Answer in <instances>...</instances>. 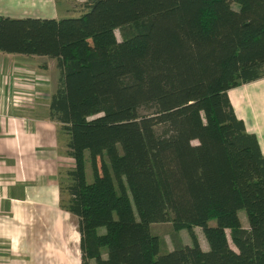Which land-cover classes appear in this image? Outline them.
Wrapping results in <instances>:
<instances>
[{"label": "trees", "instance_id": "obj_1", "mask_svg": "<svg viewBox=\"0 0 264 264\" xmlns=\"http://www.w3.org/2000/svg\"><path fill=\"white\" fill-rule=\"evenodd\" d=\"M0 52L55 60L48 117L73 159L60 205L77 218L80 264H264V153L228 95L264 78V0L0 14ZM163 222L173 227L165 251L150 231Z\"/></svg>", "mask_w": 264, "mask_h": 264}, {"label": "crops", "instance_id": "obj_2", "mask_svg": "<svg viewBox=\"0 0 264 264\" xmlns=\"http://www.w3.org/2000/svg\"><path fill=\"white\" fill-rule=\"evenodd\" d=\"M37 59L52 60L0 52V264H80L77 218L60 205V176L73 159L66 154L67 135L48 117L59 74L47 75L49 66ZM250 85L255 92L263 82ZM253 95L260 108L257 127L242 119L264 153V91Z\"/></svg>", "mask_w": 264, "mask_h": 264}, {"label": "rangeland", "instance_id": "obj_3", "mask_svg": "<svg viewBox=\"0 0 264 264\" xmlns=\"http://www.w3.org/2000/svg\"><path fill=\"white\" fill-rule=\"evenodd\" d=\"M42 0H0V12L5 14H10L14 16H24V15H56V18L62 17H75L78 13L82 12V3L83 0H54V2L50 1L49 4L41 3ZM116 36L119 38L118 30L115 31ZM39 65L46 63L47 67V75L52 78H56L58 75V71H56L55 61L47 60V59H37L36 60ZM56 69V70H55ZM255 82H263V85L256 90L255 92L250 89V84ZM55 88V87H54ZM238 89V91L236 90ZM237 91V93H236ZM264 91V78L256 80L251 83L240 85L235 89H232L229 92V96L231 99L232 104L234 105V110L237 113L238 117H244L248 121H252L253 128L255 129L258 124V105L254 99V94L263 92ZM238 99H241L239 102ZM257 123V124H256ZM252 128V127H250ZM62 180V187L68 182V178L65 174L60 176ZM86 178L87 181L92 180V173L89 168V165H86ZM63 200L66 199L67 195L64 191H62ZM238 216L241 221L243 227H248L246 216L243 210L238 211ZM210 225L215 224V220L211 219L208 221ZM150 231L153 234L159 236L161 240V250L165 251L172 248V240H171V233L173 232V227L170 222H163V223H152L150 224ZM194 231L199 239L200 245L207 249V242L203 236V232L200 227H194ZM179 241L183 244H191L189 233L186 229H181L178 232ZM232 246V243L230 242Z\"/></svg>", "mask_w": 264, "mask_h": 264}]
</instances>
